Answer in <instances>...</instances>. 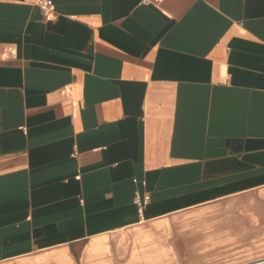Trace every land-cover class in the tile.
Returning a JSON list of instances; mask_svg holds the SVG:
<instances>
[{"label":"crops","instance_id":"crops-1","mask_svg":"<svg viewBox=\"0 0 264 264\" xmlns=\"http://www.w3.org/2000/svg\"><path fill=\"white\" fill-rule=\"evenodd\" d=\"M38 1L0 0V264H264V0Z\"/></svg>","mask_w":264,"mask_h":264},{"label":"built area","instance_id":"built-area-1","mask_svg":"<svg viewBox=\"0 0 264 264\" xmlns=\"http://www.w3.org/2000/svg\"><path fill=\"white\" fill-rule=\"evenodd\" d=\"M38 6L40 7L45 17L50 16L53 13L54 5L52 0H39ZM149 196L141 197L138 193L134 196V203L137 206L138 211L141 213L144 205L148 202Z\"/></svg>","mask_w":264,"mask_h":264}]
</instances>
